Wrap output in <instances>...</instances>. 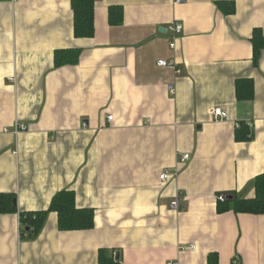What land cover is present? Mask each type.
Instances as JSON below:
<instances>
[{"label":"crops","instance_id":"0c3cea01","mask_svg":"<svg viewBox=\"0 0 264 264\" xmlns=\"http://www.w3.org/2000/svg\"><path fill=\"white\" fill-rule=\"evenodd\" d=\"M71 1L0 0V193L33 212L74 191L95 226L63 232L51 212L22 240L19 214H3L0 264H264V215L218 212L222 196L254 198L264 173V0H96L90 39L75 37ZM64 49L79 60L56 68ZM242 79L252 99L237 97Z\"/></svg>","mask_w":264,"mask_h":264},{"label":"trees","instance_id":"16d2710c","mask_svg":"<svg viewBox=\"0 0 264 264\" xmlns=\"http://www.w3.org/2000/svg\"><path fill=\"white\" fill-rule=\"evenodd\" d=\"M96 0H72V12L74 16V35L79 39H90L94 37ZM222 7V6H221ZM234 12V7L227 11ZM123 11L120 7H111L109 11V23L111 26H119L123 23ZM254 46V63L257 65L262 50H264V34L255 30L252 38ZM80 56L78 49L58 50L54 55L56 68L75 65ZM236 93L239 99H252L254 97V86L250 79H242L236 82ZM245 125L239 129L237 140H249L251 133ZM17 196L12 193H0V216L3 214H19L22 240H34L42 231L49 213L54 212L58 216V227L60 231H83L93 229L95 216L93 209H82L77 207L74 191L64 190L53 198L51 205L46 211L19 212L15 203ZM234 211L236 214L264 215V173L255 180V197L251 199L224 200L219 202L218 212L225 213ZM100 264H120L115 258L100 253ZM209 264H218L216 255L211 256Z\"/></svg>","mask_w":264,"mask_h":264},{"label":"built area","instance_id":"2783aa9c","mask_svg":"<svg viewBox=\"0 0 264 264\" xmlns=\"http://www.w3.org/2000/svg\"><path fill=\"white\" fill-rule=\"evenodd\" d=\"M14 3L17 2L18 0H12ZM170 30L175 34V35H179L182 33V30H183V27L177 23H175L174 25H172L170 27ZM175 47V44H171V48H174ZM159 65L161 67H173L175 68V64L174 63H168L166 61H160L159 62ZM179 73V71H178ZM211 117H212V120L217 122V121H222V120H225L227 118V114L226 112H224L222 109L220 108H216V109H212L211 110ZM108 120L109 121H112L113 120V117L112 116H109L108 117ZM237 128L241 127V125L239 123H237ZM25 125H17L16 129L14 130V133L16 134H19L20 132L22 131H25ZM190 160V155H185L183 157V161H189ZM160 179L163 181V182H166L168 179H169V172L166 171L164 172L161 176H160ZM226 200L225 197H220V201H224ZM171 207L173 210H176L178 211L180 209V199L179 198H176L172 204H171ZM190 250H196V246L193 245L192 247H190ZM238 260V258H237Z\"/></svg>","mask_w":264,"mask_h":264},{"label":"water","instance_id":"95a60500","mask_svg":"<svg viewBox=\"0 0 264 264\" xmlns=\"http://www.w3.org/2000/svg\"><path fill=\"white\" fill-rule=\"evenodd\" d=\"M227 199H228V200H233V197H228ZM15 203H17V202L15 201ZM119 259H120V257L117 256L116 261H119Z\"/></svg>","mask_w":264,"mask_h":264}]
</instances>
